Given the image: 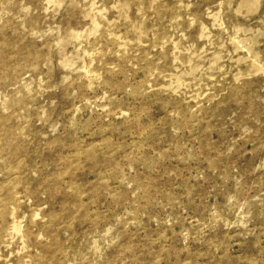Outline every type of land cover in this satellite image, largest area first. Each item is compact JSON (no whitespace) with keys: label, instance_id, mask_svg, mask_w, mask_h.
<instances>
[{"label":"rangeland","instance_id":"1","mask_svg":"<svg viewBox=\"0 0 264 264\" xmlns=\"http://www.w3.org/2000/svg\"><path fill=\"white\" fill-rule=\"evenodd\" d=\"M0 264H264V0H0Z\"/></svg>","mask_w":264,"mask_h":264}]
</instances>
